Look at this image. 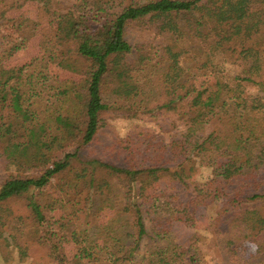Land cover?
Here are the masks:
<instances>
[{"label": "trees", "instance_id": "obj_1", "mask_svg": "<svg viewBox=\"0 0 264 264\" xmlns=\"http://www.w3.org/2000/svg\"><path fill=\"white\" fill-rule=\"evenodd\" d=\"M26 2L34 19L7 15ZM134 24L146 36L133 44ZM28 25L41 26L40 54L4 66L20 48L5 28L25 41ZM207 73L215 80L178 112ZM154 84L161 100L147 106ZM107 113L133 121L101 144ZM96 144L95 157L84 153ZM194 159L210 175L183 200L172 183L190 179ZM158 198L170 214L154 212ZM214 203L196 228L197 208ZM262 203L264 0H0V264H24L33 248L45 258L29 264H199L200 231L232 254L250 242L264 255ZM104 207L113 212L99 223Z\"/></svg>", "mask_w": 264, "mask_h": 264}, {"label": "rangeland", "instance_id": "obj_2", "mask_svg": "<svg viewBox=\"0 0 264 264\" xmlns=\"http://www.w3.org/2000/svg\"><path fill=\"white\" fill-rule=\"evenodd\" d=\"M7 15L10 17H25L34 19L36 17V4L34 2H26L23 7L20 9H12L7 12ZM40 29L39 26L37 29L30 28V26H25L22 29V33H30L25 41H22V36L19 30H15V28L6 27L4 33L8 35L10 38L14 39L17 43H20V48L9 58L3 60V64L6 67H10L13 65H22L28 62L31 58L37 56L41 52V48L39 46V39H40ZM6 31V32H5ZM33 31V32H32ZM144 31L138 25H131L128 28V38L131 43L140 42L143 37L146 35ZM223 68L225 72L229 74H236L239 71V67L235 63H231V61L226 60L223 63ZM50 70L59 77L62 78H72L76 81L81 79V75L68 71L66 69H62L56 65H50ZM177 78L176 73L167 74L165 76V80L173 83ZM143 81V78H140ZM215 80V76L212 73H207L203 75H196L194 78V84L196 86L197 92L191 93L188 97H186L181 105L179 104L178 112L187 110V103L193 99V97L200 92L203 88H205L208 84L212 83ZM153 81H155L153 79ZM161 81L158 79V83ZM163 93V89L161 86L154 84L153 86L150 85L146 91L145 101L147 106H153L157 104L161 100V95ZM169 113H164V117ZM161 116V114H159ZM106 119L109 122V127L106 128V132L103 133L100 137V143L103 144L104 140L110 138L113 134L123 136L129 125H131L133 120H128V118L121 117L117 114H106ZM153 119L148 121L149 125H153ZM212 126V125H211ZM209 128V126L207 127ZM96 149H100L99 144L95 146L89 147L84 153L90 157H95ZM114 153L110 155H104L101 157L113 159ZM99 156V155H98ZM195 160V159H194ZM186 171L188 168L192 169L191 177L189 180L185 181L184 183L173 182L172 185L175 187V190L178 192L179 197L181 199L186 198V192L193 181H203L207 179L210 175V169L205 164H202L200 161H190L189 163L184 164ZM2 174V173H1ZM55 197H63L68 199L70 195L58 192L56 190H50ZM217 205L211 204L206 207H198L196 210V228H202L207 224L209 217L214 213ZM153 210L157 214L167 215L172 212V207L163 199H156L153 203ZM261 210L264 213V203L261 204ZM113 210L109 207L102 208L98 213V222L104 223L112 214ZM195 228H186L184 229V233L186 234H193ZM178 234H180L178 232ZM199 235V242H197V246L200 250L199 255V264H258L261 260L262 254H257L255 251V245L250 242H245L242 245L236 247V251L232 254L230 251L225 247V240L221 237H215L209 233L204 231H200ZM33 255H30V258L26 259L24 264H29L32 260L36 258H45V249L44 248H33ZM72 248L68 246L66 248L67 253H71ZM41 260L35 261V264H43ZM46 264V263H44ZM55 264V263H49Z\"/></svg>", "mask_w": 264, "mask_h": 264}]
</instances>
